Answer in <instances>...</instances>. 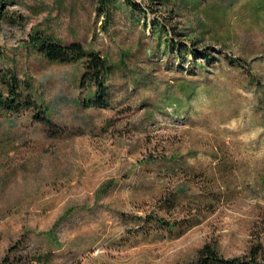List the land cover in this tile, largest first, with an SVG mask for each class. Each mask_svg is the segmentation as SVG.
I'll return each instance as SVG.
<instances>
[{"label": "rangeland", "instance_id": "374dc122", "mask_svg": "<svg viewBox=\"0 0 264 264\" xmlns=\"http://www.w3.org/2000/svg\"><path fill=\"white\" fill-rule=\"evenodd\" d=\"M12 1L27 20L2 25L0 69L32 78L35 105L0 117V258L14 249L50 252L48 264H187L210 245L226 258L258 248L264 263V94L225 61H249L264 87V0L252 14L255 0L217 1L224 15L208 17L220 32L230 26L235 44L206 42L208 61L182 35L198 16L179 0H134L105 25L97 0ZM32 26L111 62L130 52L106 80L105 105L79 103L91 86L80 84L82 62H49L25 47ZM163 28L169 45L155 49ZM182 78L196 85L190 101Z\"/></svg>", "mask_w": 264, "mask_h": 264}, {"label": "trees", "instance_id": "16d2710c", "mask_svg": "<svg viewBox=\"0 0 264 264\" xmlns=\"http://www.w3.org/2000/svg\"><path fill=\"white\" fill-rule=\"evenodd\" d=\"M160 5L169 4L174 0H152ZM216 0L214 4L210 3L204 8H200V0H179V5L191 7L194 10L197 19L194 23L189 25L190 32L184 31L182 35L185 39L190 40L193 45L198 43L202 44L204 51H197V48H190L194 58L202 56L204 61H208L209 52L208 44L206 42H212L219 45L221 48L230 49L235 44L231 41V38L236 37L231 34L232 29L230 26L225 29V32H220V23L217 19L209 18V11H212L214 17H222L226 11V5H223ZM232 2L233 0H227ZM12 3V0H0V29L3 24L21 27L26 22L27 18L17 11L10 10L7 5ZM97 7L100 14H104L105 18L103 22L105 25L111 19V11L114 9H132L135 7L134 0H97ZM179 5L170 8V11H178ZM257 0L252 4L251 14L255 11H259ZM264 23V22H263ZM164 29V28H163ZM165 31V37L161 41L162 33ZM172 31L154 29L153 36L158 39L155 49H160L159 46L162 42L169 45L170 38L167 34ZM173 33H178L175 29ZM23 44L27 49L35 52L41 56L44 60L49 62H55L60 64H76L79 62L83 63L82 75L80 78V84L85 85L86 82H91V86L87 95L79 101L84 107L90 106H103L106 104L105 97L107 96L106 80L108 76L113 72V67H123L124 59L129 56V51H123L122 57L118 62L109 61L108 57L104 54H100L92 46L84 47L81 43L70 42L65 43L60 41L58 38L53 36L47 30L32 26L30 32ZM184 53V52H182ZM0 58H7L3 47L0 46ZM10 59V58H9ZM225 61L229 66L241 67L247 69V72L255 80L256 87L261 89L264 94L263 83L258 79L252 72V67L249 61L238 57H227ZM204 67L201 62L197 63L196 68ZM18 71L15 65H9L4 69H0V117L4 114H17L22 110L29 109L35 105L32 100L33 94L31 93V80L32 78L28 75L22 74L18 77ZM180 91L182 93V100L190 101L196 94V85L193 80H180ZM178 101V100H177ZM170 101L171 106H176L174 112L180 113L182 107L181 102ZM38 112L43 114L46 113L43 105L39 106ZM37 121L43 122V118H40L35 114ZM1 123V122H0ZM44 123H48L46 120ZM14 249L7 252L3 257L0 258V264H48L50 261V252H38L36 254H30L25 256L12 255ZM259 249H251L248 257H231L226 258L219 254L215 248L210 245L202 246L197 253L196 259L187 264H264L258 256Z\"/></svg>", "mask_w": 264, "mask_h": 264}]
</instances>
